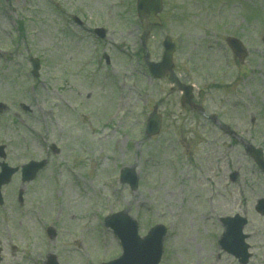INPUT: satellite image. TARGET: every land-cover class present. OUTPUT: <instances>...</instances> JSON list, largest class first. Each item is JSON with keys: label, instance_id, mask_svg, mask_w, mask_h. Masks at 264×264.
<instances>
[{"label": "rangeland", "instance_id": "obj_1", "mask_svg": "<svg viewBox=\"0 0 264 264\" xmlns=\"http://www.w3.org/2000/svg\"><path fill=\"white\" fill-rule=\"evenodd\" d=\"M160 17L150 58H160L168 35L175 74L236 138L208 116L180 114L169 79L147 74L135 0H0V145L11 166L47 160L31 182L16 174L2 188L3 264H44L48 254L59 264L110 261L122 251L103 219L116 212L134 217L140 236L167 228L159 264H240L215 244L217 215H245L247 264H264V217L254 211L264 175L243 146L264 152V0H164ZM97 26L107 30L100 41L88 32ZM228 35L247 48L243 62ZM30 57L40 61L37 77ZM156 103L162 125L148 138ZM124 166L137 169V189L119 181Z\"/></svg>", "mask_w": 264, "mask_h": 264}, {"label": "water", "instance_id": "obj_2", "mask_svg": "<svg viewBox=\"0 0 264 264\" xmlns=\"http://www.w3.org/2000/svg\"><path fill=\"white\" fill-rule=\"evenodd\" d=\"M138 14L140 21L143 25L145 35L147 34L146 27L148 24H159L160 21L156 17V13L161 10V0H138ZM145 37V36H144ZM229 45L233 47L235 51H240L239 42L234 39H228ZM165 52L163 54V61L165 65H168L173 46L170 43V39L166 38L164 41ZM244 52L242 51L240 57H242ZM33 62V73L36 74L38 69V61L32 59ZM165 65H161V68ZM159 68V70L161 69ZM156 75H159L158 71H155ZM162 74V73H161ZM185 100H187L185 98ZM158 118L154 120L149 119L146 133L151 135L157 131L158 128ZM154 129L153 131L151 129ZM0 149V154H1ZM247 150L250 152L251 156L258 164V166L264 172V159L260 149H256L252 146H248ZM43 165V162L35 163L31 162L23 167V172L25 178L30 180L35 176L36 171ZM2 172L0 173V186L3 183L8 182L10 175L15 171V169H9L6 164L2 163ZM121 180L125 182H130L131 187H135V174L133 169L125 168L121 172ZM1 201V197H0ZM260 207L263 209L264 205L262 202L259 203ZM237 218L228 221V229L223 234L220 244L224 250L232 253L236 257H240V261L244 262L247 259V254L245 250V245L242 243V236L239 232V221L236 223ZM107 225L114 229V232L121 240L124 254L119 259L109 262L107 264H158L161 253V241L165 233L161 226H156L151 229L148 235L144 238H140L137 234V225L134 221L130 219L127 214L118 213L111 216L107 220ZM233 224H235L233 226ZM230 225V226H229ZM238 228V229H237ZM48 264H54L53 261H49Z\"/></svg>", "mask_w": 264, "mask_h": 264}]
</instances>
